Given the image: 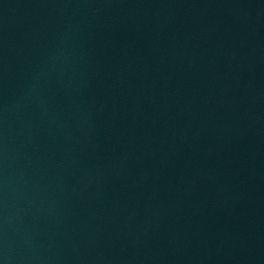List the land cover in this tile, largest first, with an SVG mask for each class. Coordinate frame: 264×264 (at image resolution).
Listing matches in <instances>:
<instances>
[{"label": "water", "instance_id": "95a60500", "mask_svg": "<svg viewBox=\"0 0 264 264\" xmlns=\"http://www.w3.org/2000/svg\"><path fill=\"white\" fill-rule=\"evenodd\" d=\"M0 264H264V0H0Z\"/></svg>", "mask_w": 264, "mask_h": 264}]
</instances>
